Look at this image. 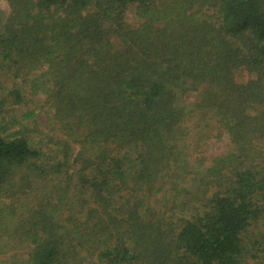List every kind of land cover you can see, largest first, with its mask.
<instances>
[{
  "label": "trees",
  "instance_id": "1",
  "mask_svg": "<svg viewBox=\"0 0 264 264\" xmlns=\"http://www.w3.org/2000/svg\"><path fill=\"white\" fill-rule=\"evenodd\" d=\"M7 2L0 114L44 95L60 138L51 165L0 121V264H264V0ZM189 95L235 146L199 187L178 146Z\"/></svg>",
  "mask_w": 264,
  "mask_h": 264
},
{
  "label": "rangeland",
  "instance_id": "2",
  "mask_svg": "<svg viewBox=\"0 0 264 264\" xmlns=\"http://www.w3.org/2000/svg\"><path fill=\"white\" fill-rule=\"evenodd\" d=\"M8 13L9 7L7 0H0V16L2 23H4ZM126 19L133 25L137 23L133 10L128 12ZM3 78H5V76L0 74V80ZM236 78L238 82L244 83L247 82L249 76L246 72L242 71L238 72ZM3 82H6V85L11 86L8 80L5 79ZM24 98L22 105L11 104L7 107H1L2 112L0 114V121L6 120L8 123L10 122V124H12L14 120H17L19 125H21V130H24L27 133V136L32 140V143L35 146H42L43 150L46 152V158H54V151L51 149L52 153L50 152L49 145L55 144L54 141L57 138H60L58 124L53 120L54 111L46 102L44 95H33L27 92L25 93ZM195 101V97L189 95L183 103L184 106L188 107L190 112H193V114L182 122V131L180 133L178 146L182 151L181 157L188 161L187 166L190 168V171L194 174L196 173L195 179L190 185L193 187H199V183H197L196 180V178L199 179L197 173L205 172L206 169L211 166V162L216 156L226 154L234 149L235 146H233L230 136L219 126L218 119L213 117L212 114L202 116L204 112L195 108ZM25 110H34L35 116L33 119L28 121L22 119V114ZM67 142L71 147L70 155H75L79 148L78 144L75 143L73 139H68ZM52 147L55 148V145ZM48 162L51 165L53 163L51 159ZM62 170H64V168ZM188 183L189 181L186 178L177 182V185L166 183L164 186L166 189L165 193L170 190H173V192H180L181 188L189 189ZM197 189L199 193L202 191V188ZM25 251L24 246H22L19 247L18 251H10L5 257L9 261L15 259L19 260L25 256Z\"/></svg>",
  "mask_w": 264,
  "mask_h": 264
}]
</instances>
